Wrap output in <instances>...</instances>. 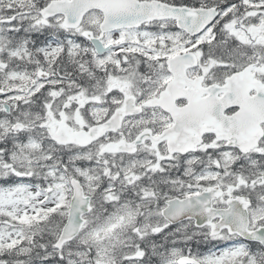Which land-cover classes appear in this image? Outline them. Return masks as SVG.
Listing matches in <instances>:
<instances>
[{"label":"snow or ice","instance_id":"snow-or-ice-1","mask_svg":"<svg viewBox=\"0 0 264 264\" xmlns=\"http://www.w3.org/2000/svg\"><path fill=\"white\" fill-rule=\"evenodd\" d=\"M0 264H264V0H0Z\"/></svg>","mask_w":264,"mask_h":264}]
</instances>
